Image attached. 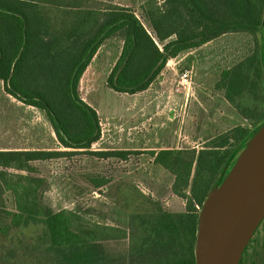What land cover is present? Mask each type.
I'll return each instance as SVG.
<instances>
[{
    "label": "trees",
    "instance_id": "16d2710c",
    "mask_svg": "<svg viewBox=\"0 0 264 264\" xmlns=\"http://www.w3.org/2000/svg\"><path fill=\"white\" fill-rule=\"evenodd\" d=\"M101 6L92 0H0V82L8 95L44 113L61 147L87 150L100 138L97 113L78 88L103 43L116 36L122 45L105 85L128 95L147 90L170 59L226 34L253 37V52L224 70L216 88L254 126H237L198 151L151 152L154 163L173 175L171 191L185 210L134 214L128 230L95 222L77 209L43 206L45 180L35 175L32 162L71 153L0 151V214L14 228L41 224L55 264H195L202 204L264 123V0H147L141 19L128 7ZM105 184L94 182L96 188ZM6 193L12 212L6 210ZM121 240L128 241L127 252L112 258L104 244Z\"/></svg>",
    "mask_w": 264,
    "mask_h": 264
},
{
    "label": "rangeland",
    "instance_id": "374dc122",
    "mask_svg": "<svg viewBox=\"0 0 264 264\" xmlns=\"http://www.w3.org/2000/svg\"><path fill=\"white\" fill-rule=\"evenodd\" d=\"M92 1L101 7H128L141 19L140 6L147 0ZM121 45L119 36L107 39L79 82L80 98L92 108L94 102H98L99 125L106 135L104 140L93 143L87 150L61 147L44 113L8 95L0 82V151L71 153L60 158L32 162L35 175L45 180L41 194L43 206L54 211L77 209L95 222L128 230V222L134 214L159 209L174 214L182 213L185 202L172 193L173 175L154 163L150 150L108 151L103 148L111 145L116 135L126 133L144 138L142 140L147 137L150 143L158 142L157 147L163 148L161 150L168 147L172 150L198 151L210 139L237 126L252 128L254 123L244 120L237 113L226 101L224 91L216 88V84L224 70L253 52L255 43L253 37L245 33L226 34L202 45L201 50L185 60L177 58L167 62L161 73L162 83H158V79L154 82V86L145 94L149 98L146 101H150V106L155 101L162 102L166 96L164 93L167 94L173 88L177 75L184 68L192 66L195 76L191 97L182 112L179 108L175 113L176 118L178 112L181 115L179 127L175 126V121L167 125L168 122L164 120H151L152 109L130 116L124 114V107L132 99L131 96L116 93L105 85ZM193 56L201 61L196 63ZM158 125L162 128L156 133L152 129ZM176 130L177 134H174ZM179 134L178 149H175L174 137L178 139ZM183 135L188 136V139L182 142ZM158 151L156 149L153 152ZM98 152L128 154L125 157H102L96 154ZM101 179L106 180L107 184L96 188L94 182ZM4 198L6 210L14 211L10 193H6ZM4 225L8 231L6 234L0 232V264H55L41 224L14 228L8 226V220L0 214V227ZM104 245L112 258H118L126 254L128 241ZM242 264H264V221L251 240Z\"/></svg>",
    "mask_w": 264,
    "mask_h": 264
},
{
    "label": "water",
    "instance_id": "95a60500",
    "mask_svg": "<svg viewBox=\"0 0 264 264\" xmlns=\"http://www.w3.org/2000/svg\"><path fill=\"white\" fill-rule=\"evenodd\" d=\"M264 220V123L198 214L195 264H240Z\"/></svg>",
    "mask_w": 264,
    "mask_h": 264
},
{
    "label": "crops",
    "instance_id": "0c3cea01",
    "mask_svg": "<svg viewBox=\"0 0 264 264\" xmlns=\"http://www.w3.org/2000/svg\"><path fill=\"white\" fill-rule=\"evenodd\" d=\"M202 47H199V48L190 50V51H188L186 53H183V54L179 55L178 57L174 58V60L177 59V58H179L180 60H185L188 56H191L195 52L201 50ZM194 59H195L196 63L201 61V59H196V57H194ZM172 60L173 59H170V61H172ZM92 63H93V59H92L90 65L87 67L86 71L88 69H90V67L92 66ZM158 80H159L158 83H162V77L161 76L159 77ZM153 86H154V82L148 87L147 90H145V91H143L141 93H138V94L128 95V96H131L132 99L129 100L127 105L124 107V114L130 116L132 113H138L139 114V113L146 112L148 109H150V110L152 109V113H151V117H150L151 120H154V121H157V122L164 120V121L168 122L167 125H172L171 123L175 121L176 122L175 126L179 127L180 121H182L180 119L181 115H180V112H178V117L176 118L175 113H177L179 108H180V110L182 112L183 107L185 108V106H187L188 101H187V104H184L183 97L181 95H174V94H171L170 92H167V94L164 93V95H166V96H165V99L162 100V102L159 103V102L155 101V102H153V105L150 106V104H151L150 101H148V102L146 101V100H149V98L146 97L145 94ZM161 97H163V94L161 95ZM136 100H138V101H136ZM165 100H167V101H165ZM95 104H96V106H95ZM97 104H98V102H94L93 109L96 111V113L98 114V118L100 119V117H99L100 116L99 108L97 107ZM161 126L163 127L164 124L161 123ZM162 127H160V125H158V127H154V129H152V130H154V132L157 133V131L160 130L159 128H162ZM156 128H158V129H156ZM174 134H177V130L174 131ZM105 136L106 135L104 134V129H102V127H101V135H100L99 140L96 142V144L98 142L104 140ZM147 136H150V134L147 135ZM180 136H181V134L178 135V139H175V137H174V140H175V144L174 145L176 146L175 149H178L177 145H178V141H179V137ZM113 138H114L113 139V143H111V145L103 148V150H108V151L122 150V151H126V150H138L140 148V149H143V150H150L151 152H153L156 149L157 150L163 149V148H158L157 147L158 146V142L150 143L148 141L149 138H147V137H146L145 140H142V139H144L142 137H137V136H134V135L132 136V135H129V134H126V133H120L119 135H116ZM185 139H188V136L183 135L182 142ZM150 144H152V145H150ZM146 146H148V148H145ZM141 147H144V148H141ZM168 149H171V148H168Z\"/></svg>",
    "mask_w": 264,
    "mask_h": 264
},
{
    "label": "built area",
    "instance_id": "2783aa9c",
    "mask_svg": "<svg viewBox=\"0 0 264 264\" xmlns=\"http://www.w3.org/2000/svg\"><path fill=\"white\" fill-rule=\"evenodd\" d=\"M194 76L195 73L192 66L184 68L177 75V80L170 91V93L172 92L174 95H181L183 97L184 104H187V101L191 97Z\"/></svg>",
    "mask_w": 264,
    "mask_h": 264
},
{
    "label": "flooded vegetation",
    "instance_id": "af4514ba",
    "mask_svg": "<svg viewBox=\"0 0 264 264\" xmlns=\"http://www.w3.org/2000/svg\"><path fill=\"white\" fill-rule=\"evenodd\" d=\"M263 221H264V220H263ZM262 223H263V222H262ZM262 223H261V225H262ZM261 225H260V226H261ZM260 226H259V228H260ZM259 228H258V229H259ZM258 229H257V231H258ZM257 231H256V232H257ZM256 232H255V234H256ZM255 234H254V236H255ZM254 236H253V237H254ZM252 239H253V238H252ZM252 239H251V240H252ZM251 240H250V243H251ZM250 243H249V244H250ZM249 244H248V246H249ZM248 246L246 247V250H245V252H244V254H243L242 258H241L240 264L243 263V258H244V256L246 255V252H247Z\"/></svg>",
    "mask_w": 264,
    "mask_h": 264
}]
</instances>
